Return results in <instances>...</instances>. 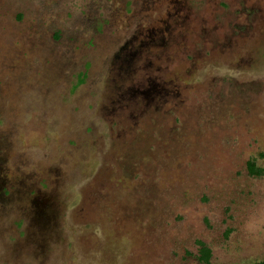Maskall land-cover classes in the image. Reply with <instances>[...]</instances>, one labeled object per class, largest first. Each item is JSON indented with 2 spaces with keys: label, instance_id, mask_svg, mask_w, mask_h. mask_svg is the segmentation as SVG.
I'll list each match as a JSON object with an SVG mask.
<instances>
[{
  "label": "rangeland",
  "instance_id": "374dc122",
  "mask_svg": "<svg viewBox=\"0 0 264 264\" xmlns=\"http://www.w3.org/2000/svg\"><path fill=\"white\" fill-rule=\"evenodd\" d=\"M199 241L264 261V0H0V264Z\"/></svg>",
  "mask_w": 264,
  "mask_h": 264
},
{
  "label": "trees",
  "instance_id": "16d2710c",
  "mask_svg": "<svg viewBox=\"0 0 264 264\" xmlns=\"http://www.w3.org/2000/svg\"><path fill=\"white\" fill-rule=\"evenodd\" d=\"M248 171L253 176H261L263 174V170L258 168L255 162L250 161L248 163ZM200 246L199 249V260L203 264H208L210 262L212 251L207 247V245L201 241L198 242ZM256 264H264V261L258 262Z\"/></svg>",
  "mask_w": 264,
  "mask_h": 264
}]
</instances>
